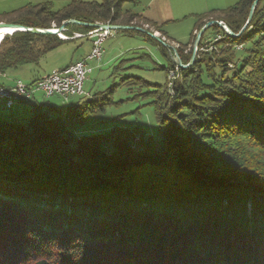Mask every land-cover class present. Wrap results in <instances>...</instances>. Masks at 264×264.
<instances>
[{
  "label": "trees",
  "instance_id": "16d2710c",
  "mask_svg": "<svg viewBox=\"0 0 264 264\" xmlns=\"http://www.w3.org/2000/svg\"><path fill=\"white\" fill-rule=\"evenodd\" d=\"M254 1L239 0L214 19L239 33ZM125 2L138 0H73L59 11L45 3L0 14V22L52 28L77 19L162 30L123 13ZM209 18L198 17L190 41L177 48L184 64L193 52L185 47ZM93 31L68 26L69 40L6 36L0 79ZM171 72L162 88L121 78L122 86L149 90L158 138L128 128L77 137L114 103L104 91L85 107L74 102L65 116L36 103L28 123L0 119V264H264V0L240 37L213 25L194 64L178 69L172 61Z\"/></svg>",
  "mask_w": 264,
  "mask_h": 264
},
{
  "label": "rangeland",
  "instance_id": "374dc122",
  "mask_svg": "<svg viewBox=\"0 0 264 264\" xmlns=\"http://www.w3.org/2000/svg\"><path fill=\"white\" fill-rule=\"evenodd\" d=\"M72 1L0 0V14L12 15L14 13L17 15V13L28 6H38L45 3L51 4L54 11H59ZM84 1L103 3L104 0ZM238 2L239 0H138L137 4L125 2L122 9L123 13L129 12L153 20L159 25H164L162 27L164 32L161 31L158 36L167 45L139 32H109L102 45L104 49L103 59L100 63H91L94 70L85 83V91L88 95L71 97L68 101L58 96L44 97L42 92H38L36 95L39 99H43L42 101L47 107L56 106L62 109L61 114L65 116L68 107L74 102H79L80 106L85 107L88 102L94 101L95 97L93 95L95 93L104 91L106 92L104 97H108L114 103L108 105L105 112L90 116L81 125V128L76 130L75 135L77 137L81 133H107L108 130L116 128H128L137 129L140 132L144 131L158 138L160 133L154 108L150 104L152 99L145 95L149 90L147 88L140 89V87L134 85L122 86L121 78H141L147 83L158 85L161 88L164 87L168 83V79L173 78L174 75V72L168 75V69L172 62L169 47L177 49L182 45L184 47L190 41L194 27L198 22V17L205 16L216 20L214 18H217L222 11L235 6ZM7 17L6 19H10L12 16ZM6 19L4 18L3 20ZM53 27H57L56 24H53ZM145 28L147 29L149 26L145 25ZM148 31L153 32L154 28L150 27ZM88 34L76 33L72 38L77 40L67 42L60 49L49 53L38 64L27 65L18 71L8 72L7 77L13 75L16 79L12 80H21L26 84H31L39 76L50 74L55 70L68 66L72 62L74 64L77 60L85 58L92 50L96 36H89ZM78 35L82 36L79 37ZM58 37L62 40H69L70 38L67 35L64 36L66 37L65 39L59 35ZM215 37L216 32H212L209 34L208 40L213 41ZM185 48L187 51L185 50L186 52L184 53H187L190 49H193V44L187 45ZM240 49L242 48L240 47ZM147 54L149 59L144 58ZM125 59H128L127 64H125L126 69L113 75L114 67ZM96 100L100 101L101 97L96 98ZM31 103L26 106L30 107L28 105ZM48 110H50L49 115L51 117L59 114L51 108H48ZM16 111H18L17 106L14 109V112ZM8 113L10 116L4 120L16 123H28L33 116L29 108L19 117H14L11 110ZM107 147L105 145V148ZM259 198L262 199L260 196Z\"/></svg>",
  "mask_w": 264,
  "mask_h": 264
},
{
  "label": "built area",
  "instance_id": "2783aa9c",
  "mask_svg": "<svg viewBox=\"0 0 264 264\" xmlns=\"http://www.w3.org/2000/svg\"><path fill=\"white\" fill-rule=\"evenodd\" d=\"M108 34L109 32H90L89 36H96L92 50L85 58L76 61L74 64L55 70L32 84L15 80L10 87L0 86V101L8 109H12L17 103L31 99L36 92H42L47 98L58 96L64 100L88 95L85 91V83L94 70L91 63H100L103 59L104 49L102 45ZM78 36L81 37L82 35Z\"/></svg>",
  "mask_w": 264,
  "mask_h": 264
},
{
  "label": "water",
  "instance_id": "95a60500",
  "mask_svg": "<svg viewBox=\"0 0 264 264\" xmlns=\"http://www.w3.org/2000/svg\"><path fill=\"white\" fill-rule=\"evenodd\" d=\"M260 0H255L251 6L250 13L248 20L244 27L241 29L239 33H235L231 28H229L224 22L219 21V20H210L206 22L196 33V37L193 42V52H192V57L190 60V63L187 65L183 63L181 57L179 56V53L176 48L169 47V50L171 52L172 56V61L174 65L178 69H185L191 67L197 57L200 43L202 40V37L204 33L211 28L213 25L219 26L223 31H225L230 37L232 38H238L240 37L244 31L248 28L249 24L251 23L254 13L256 11V8L258 6ZM83 26L87 28H91L94 31H99V32H112V31H137L140 33H143L153 39L158 40L160 43L167 45L165 41L156 35L154 32H150L145 28L134 26V25H123V24H110V23H100V22H95V23H88V22H83L77 19H70L65 22H63L59 27H52V28H35V27H27L24 25L20 24H15V23H9V22H0V28H13L17 29L20 31L17 32H25V33H30V34H35V35H55V36H60L62 33L67 31L68 26Z\"/></svg>",
  "mask_w": 264,
  "mask_h": 264
},
{
  "label": "crops",
  "instance_id": "0c3cea01",
  "mask_svg": "<svg viewBox=\"0 0 264 264\" xmlns=\"http://www.w3.org/2000/svg\"><path fill=\"white\" fill-rule=\"evenodd\" d=\"M143 20H142V22L144 23L145 21V19H147V18H144V17H141ZM149 22H152V23H156L157 25H159L157 22H155V21H153V20H150V19H147ZM147 26V25H146ZM161 31H163V30H160V31H156L155 32V28H154V33L156 34V35H158ZM164 32V31H163ZM64 68V67H63ZM60 69H62V68H60ZM18 71V70H17ZM46 75H49V74H45V75H42V76H39V77H37L36 79H34L31 83H34L35 81H37V80H39V79H41V78H43V77H45ZM12 77V78H11ZM12 79H16L13 75L12 76H8L7 78H3V79H0L1 80V82H5L8 86H12L13 84H14V80H12ZM38 92H36V93H34L33 94V96H32V98L31 99H28V100H23V101H21V102H19V103H17L12 109H8L7 107H6V105L3 103V102H1L0 101V119H6V117H8V116H10L9 115V110H11V111H13V116L14 117H19L21 114H23V112H25L28 108L31 110L32 109V106H33V104H36V103H44V101H42L43 99H39V97L36 95ZM43 96H44V94H43ZM45 97V96H44ZM32 102V103H31ZM28 103H31L30 105H28V106H30V107H27L26 105L28 104ZM17 106V108H18V111H16V112H14V109H15V107ZM17 110V109H16ZM32 111V110H31Z\"/></svg>",
  "mask_w": 264,
  "mask_h": 264
},
{
  "label": "bare ground",
  "instance_id": "6f19581e",
  "mask_svg": "<svg viewBox=\"0 0 264 264\" xmlns=\"http://www.w3.org/2000/svg\"><path fill=\"white\" fill-rule=\"evenodd\" d=\"M17 31H20V30L13 29V28H0V44L3 42L6 36L12 35L16 33ZM60 36L63 37L64 39L66 38L64 37L65 35L63 33Z\"/></svg>",
  "mask_w": 264,
  "mask_h": 264
},
{
  "label": "clouds",
  "instance_id": "9594fccd",
  "mask_svg": "<svg viewBox=\"0 0 264 264\" xmlns=\"http://www.w3.org/2000/svg\"><path fill=\"white\" fill-rule=\"evenodd\" d=\"M13 35V34H12Z\"/></svg>",
  "mask_w": 264,
  "mask_h": 264
}]
</instances>
